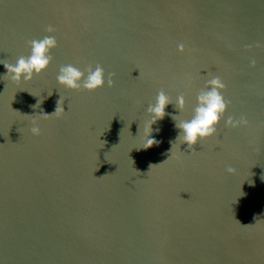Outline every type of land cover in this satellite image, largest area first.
Listing matches in <instances>:
<instances>
[{
	"label": "water",
	"instance_id": "95a60500",
	"mask_svg": "<svg viewBox=\"0 0 264 264\" xmlns=\"http://www.w3.org/2000/svg\"><path fill=\"white\" fill-rule=\"evenodd\" d=\"M46 35L41 75L0 63V264H264V0H0V62ZM67 64H100L104 87L59 85ZM213 76L230 105L192 152L172 116ZM160 90L173 103L144 149ZM60 97L64 115H38Z\"/></svg>",
	"mask_w": 264,
	"mask_h": 264
},
{
	"label": "clouds",
	"instance_id": "9594fccd",
	"mask_svg": "<svg viewBox=\"0 0 264 264\" xmlns=\"http://www.w3.org/2000/svg\"><path fill=\"white\" fill-rule=\"evenodd\" d=\"M46 32L53 33L55 32V28L49 25L46 28ZM28 44L31 50L30 55L20 56L16 60L15 64L0 62L3 63L6 69L5 77H10L12 81H30L34 78V76H39L45 72L54 59L51 54L52 50L58 46L54 35H46L42 39L30 40L28 41ZM178 47L180 51H183V45H179ZM252 64H255L254 60L252 61ZM114 75V73L108 75V87L113 86ZM56 79L59 85L67 89L93 92L104 87L105 70L100 64H96L94 68L89 66L84 71L77 66L67 64L59 68V73ZM225 88L226 85L223 83L221 78L219 76H213L211 79L207 80L205 88L198 93L196 97L197 103L193 109V114L190 119L178 121V116H172V119L175 122V127L179 130L176 141H182L183 144H187L190 151L196 152L194 146L197 143H200V141L212 137L217 133L218 125L221 119L225 116L230 105V101L226 100L222 94ZM48 95L51 96L52 92L48 93ZM40 103H42V101H38L37 104L32 107L38 108V106L40 107ZM172 103L173 102L165 94V92L160 90L155 97V103L149 104L147 107V114L151 118L146 122L144 127V132L147 137L144 149L151 148L159 143V141L152 138V125L157 121L162 120L167 115L165 110L167 106ZM174 105L179 109V111H181L185 106L184 96H178ZM65 113L66 111L64 110L60 97L53 113L48 114L41 110L38 115L43 119H49L53 116L61 117ZM247 123L248 121L245 117L235 119L234 117L229 116L225 121V126L236 128L246 126ZM32 125L33 126L30 129L32 134L40 135V128L36 119L32 120ZM153 165L156 164H150L149 169H151ZM226 171L229 174L235 173V169L233 167H228Z\"/></svg>",
	"mask_w": 264,
	"mask_h": 264
}]
</instances>
